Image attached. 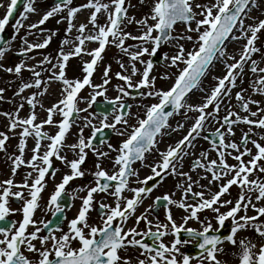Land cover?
<instances>
[{
    "label": "snow or ice",
    "instance_id": "obj_1",
    "mask_svg": "<svg viewBox=\"0 0 264 264\" xmlns=\"http://www.w3.org/2000/svg\"><path fill=\"white\" fill-rule=\"evenodd\" d=\"M37 0H24L23 12L21 18L15 21L14 31L18 35L20 29L24 27V21L29 18V13H36L35 7ZM144 0H141L143 3ZM20 0H10L7 5L6 14L0 18V43H4L5 37L2 35L5 32L6 26L10 22V18L16 12ZM126 0H88L87 3L77 7L73 6V0H59L47 10L42 18L37 22L28 26V35H34L30 30L38 29L40 25L45 24L49 18L65 13L63 19L67 20L66 32L71 33L73 28H77L78 35L76 41L78 44L72 51L65 52L63 47L60 49L59 56L56 58V65L52 67L59 68L58 74L53 71L48 80L53 79L62 81L64 87L61 91L62 99L52 107L48 108V117L42 123H35L37 114L34 109L39 103L36 97L43 96L47 93L45 86L42 91L32 94L27 99V103L32 106V114L27 118L19 116L17 112L3 113L9 118V128L15 130L17 127H22V132L19 134L20 140L18 150L19 155L12 157L13 175L16 169L27 163L37 175L33 178L29 172L24 178L23 183L17 185L14 179L9 178L0 181V221H5L7 217L14 211L23 213L22 222H19L17 227L16 222L10 225L0 226V264H132L133 257L127 255L129 248H139L140 254L137 256V264H192L195 259L196 264H222L218 259V253H223L224 248L221 246L225 241L232 245L239 244L240 264H264V245H261L257 250L256 244L250 239L237 240L236 236L240 230L252 228L261 237H264V222H259L260 217H264V205L257 206L255 201L264 200V144L257 140L251 139L252 129L242 136V143L238 144L235 141L225 142V134L219 129L215 135L219 137V144L213 142L214 147L218 151L217 159L207 161V152L200 154L201 159H198L193 165L195 168H202L211 174L209 185H201L199 180H193L192 176L180 171L183 168V158L190 153L185 149L195 147L194 141L201 135L204 130L205 122L209 118L216 119L214 114H218L221 105L225 99H231L232 89L237 86V79H243L245 64L251 60L250 70L256 73L258 70V62L252 59V54L260 52V48L256 47L258 33L264 30V20H259L258 23L246 25L247 19H253L249 13L253 7H259L257 0H208V2L200 4L195 0H153V6L149 14L137 20L134 16H128V7L125 6ZM129 7L131 5H128ZM5 7L0 3V8ZM82 9H93L87 23H80L79 26L74 23L77 14ZM104 13L107 16L105 23L100 24L98 14ZM203 17L199 19L198 17ZM152 21L153 23H149ZM136 23L141 32L139 36L133 35L131 32L125 31L127 24ZM178 23L185 25L184 33L174 35L175 26ZM195 23V27L192 24ZM89 24L92 26L89 28ZM87 32V34H86ZM196 33L193 37L189 33ZM155 33V35H154ZM240 33V35H237ZM250 33V35H249ZM245 38L247 43L243 47L239 60L234 56H228L227 45L229 42L237 41ZM16 36H12L11 40H15ZM25 47L22 49V54H27L34 49H43L48 46L52 40V34H49L43 42L29 43L27 38H22ZM138 40L140 44L135 45V51H130V47L126 46L127 40ZM98 42V47L88 51L87 54L92 56L91 61L84 62L83 72L85 75L82 79H69L66 77L65 68L67 62L72 56H80L85 51V42ZM181 41L191 42V48H186ZM73 43L70 39H64L62 44ZM152 44L151 50L144 46ZM165 44L175 47L176 51L173 55L168 53L163 54L165 67H176L179 71L175 75V80L172 86L167 89L156 88V77L150 73L154 67V61L149 59L143 60L144 54L155 57L158 50ZM113 45L122 53L130 58V72L125 67L122 61H117L123 72H117L115 75L125 82L124 85L118 87L119 93L115 100L109 101V104H115L112 112L117 113L114 116V122L107 123L108 110L99 113L103 116L102 127L98 128L92 124L89 116H84V125L80 128L77 136V142L73 144L66 143V135L73 126L76 118L81 112H87L93 104L97 102L98 96H104L107 89L104 87L110 81L109 73L111 65H107L103 73V83L96 85L91 77L96 70L98 61L103 59L102 53L106 46ZM9 45L5 44L0 47V60H3ZM34 59V57H31ZM227 59H232L233 63H227ZM136 62L145 65V68L140 72V79L133 82V77L140 71L136 67ZM216 62L226 64V74L223 77H217L218 83L212 87L210 92H207L205 102L199 105L189 103L190 94L193 90L206 91L201 87L203 78L208 74L210 69L215 66ZM45 63L51 64V60L45 57L37 65L29 68L32 71L35 79L33 82H24L17 94L23 93L25 89L33 88L41 89L45 83L41 79V72L37 71ZM181 64L183 67H180ZM2 67V65H0ZM28 68L26 62L18 63L14 68L9 67L7 72H15L19 75L23 69ZM264 73V68L259 69ZM164 79L169 77L165 75ZM227 82V83H226ZM90 86L94 91L88 97L79 96V93L85 86ZM255 91L264 94V76H260L257 82H253ZM145 89L141 91V96L155 97L157 103H152L150 106H144V118L139 117L137 113V125L129 124V117L132 115L130 111H125V102L123 96L130 95L126 89ZM103 89V91H96ZM245 90L236 93V99L241 103V107L245 112H249L250 104H258L259 101L246 98L243 95ZM3 88H0V99L3 98ZM79 96V98H78ZM105 99L107 97L105 96ZM87 103L88 108H80L79 103ZM212 106V110L208 111V106ZM43 107L42 103L40 104ZM19 109L24 107L21 103ZM171 107V111L167 110ZM131 108V105H127ZM181 109L187 111H197L200 113L195 118L190 130L182 139L175 145H170L167 151L160 153V162H154L148 167L152 174L145 177L143 181L139 179L137 182L140 187H129L130 177H139L138 171L132 166L136 161L143 162L145 154L150 153L157 144V137L164 134L163 130L171 128L169 118L175 114H179ZM264 112V109L260 110ZM58 114L62 119L54 122L53 114ZM234 116L235 119H230ZM252 117L258 116V112L252 111ZM185 118L187 114L185 112ZM227 125V134L234 135L232 125L243 122L248 125H255L259 128H264V117L258 120L249 119L247 116L241 117L235 112L229 111V115L224 118ZM218 122V121H217ZM58 124V131L54 135H49L46 131H42L44 124ZM118 124L128 125L132 131L128 134V138L116 148L111 143H107L108 149L117 152L114 159V167H118V171L109 174L104 170L100 163L96 164V171L92 174L95 186L87 188L86 197L82 198V205L77 216L71 219L68 223V231H63L60 226V235L55 234V230L49 231L47 234H42L49 225L51 220H35L34 215L40 209V200L43 199L42 192L46 187L45 177L49 174V170L53 167L52 158L55 157L62 160L69 166L71 173L65 174L62 181L55 186L53 194L50 196L48 208L53 210V214H64L68 204L62 203V198L66 192V186L76 177H83L85 172L81 170V165L84 164L87 152L85 149H91L96 152L98 157L107 158L108 152L99 151L93 145V140L97 138V133L103 131L104 128H111L117 134L123 136L128 131L127 128L122 131L117 129ZM224 125H222L223 127ZM84 127H92L93 132L87 139L83 136ZM184 125L177 123L175 129H182ZM260 139L264 140V133L258 134ZM34 136L37 138L35 147L32 149L33 155L29 161L23 158L24 150L27 146V138ZM208 139L207 136L203 137ZM9 136L0 132V150H5V143ZM47 139L50 143L44 145L46 149L41 154V140ZM101 144L105 141L101 140ZM248 143H251L257 150L252 152L248 148ZM70 149L76 152L77 158L68 160L66 155H61L63 149ZM225 149V150H220ZM227 149L234 150L236 155L233 158L237 161L236 164H228L227 157L232 156V152ZM241 149H243L241 151ZM78 150V151H77ZM244 156H250L251 159L245 162ZM207 161V162H205ZM58 171V169L56 170ZM52 177L54 178L55 172ZM183 176L186 183H178L177 188L183 190L184 199L179 201L172 199L170 195L156 197L153 205L145 209L143 213L135 219V224L138 226L141 221L146 222V229L138 230L137 226L126 227L130 216L136 213L137 208L143 203L144 199L159 186L163 179L168 176ZM159 178L157 180L156 178ZM254 177V178H250ZM227 178V179H226ZM201 179H208L207 176ZM29 180L32 182L29 183ZM101 181H104L103 183ZM149 181H153L149 184ZM115 182V183H112ZM218 183V191L212 192L211 185ZM193 185L205 190L193 191ZM236 185L241 188L238 198L235 202L232 200H222L225 194L230 195V188ZM13 188L18 189L13 191ZM125 189L133 193L131 198L123 195ZM27 191V196L25 191ZM83 191L84 189H79ZM106 193L115 198L114 206L112 204L99 202L101 210L100 221L101 225L89 223V212L93 208L95 193ZM196 199L195 204L187 203V198ZM15 197L22 200L23 204L20 209L13 210L9 206L10 198ZM75 199V196H72ZM168 205H174L183 209L188 215L182 217V224L178 225L173 218L172 211ZM232 205L227 212H220V208ZM156 206L166 207V222H157L155 231L153 230V222L148 219V216L154 211ZM249 207L253 208L258 215H247ZM211 209L216 213L215 219L219 224V228H214L211 219L205 218L200 221L199 212ZM244 215H239L240 212ZM231 218L230 234H221V229L225 227V222ZM66 219V216H65ZM189 220L200 221L203 225V230L186 228ZM29 226L33 227L31 232L28 231ZM186 233V238L181 236V233ZM213 233V234H210ZM168 234H174V240L171 245L163 242V237ZM137 237H141L137 239ZM148 238L151 243L147 242ZM196 240V247L200 249L199 256L193 257L189 254L181 252L178 245H188L190 241ZM39 241V247L35 243ZM78 243L74 247L73 244ZM25 250L33 253L38 258L32 259L25 255ZM125 253V255H121ZM143 257V258H141ZM179 257V258H178Z\"/></svg>",
    "mask_w": 264,
    "mask_h": 264
},
{
    "label": "rangeland",
    "instance_id": "obj_2",
    "mask_svg": "<svg viewBox=\"0 0 264 264\" xmlns=\"http://www.w3.org/2000/svg\"><path fill=\"white\" fill-rule=\"evenodd\" d=\"M50 0H37L35 7L37 8V12L36 13H29V18L24 21V27L20 29L19 34L17 35L14 31V25H15V21L21 18V13L23 12V8L21 9V11L19 12L17 18L15 19V21L13 22V24H8V26L6 27V30L9 32L10 34V42H9V47L8 50L5 53V56L3 58V60H0V65H2V67H0V88L4 89V92L2 94L3 98L0 99V130H3V125L5 126H9L10 124V120L8 117H6L5 115H3V113L7 112L10 114H13L15 112H17V110H19V115H22V118H27L32 114V106L29 105L27 103V99L26 98H30L32 96L33 93L38 92V91H42L43 88L46 86L47 87V93L44 94L43 96H37L36 100L39 102L36 104V107L34 109L35 113L37 114V120L35 121V123H42L44 120L47 119L48 117V111L47 109L52 107L54 104L58 103V101L60 99H62L61 96V91L64 87L62 81H58V80H48V77L52 75L53 71H55L57 74L59 72V68H53L52 65H56L57 60L56 58L59 56L60 53V49L61 47H63V49L65 50V48L68 50H73L75 48V46L78 44V41H76V39L71 38L69 35H71V33H74L75 36L78 35L77 33V28H73L71 33L66 32V28H67V20L63 19L64 15H66L65 13H61L57 16H53L51 18H49V20L47 22H45V24L40 25L38 29H31L30 31L32 33H34V35H28V26L33 24V23H37L42 16L44 15V13L49 10L50 8L47 6V2H49ZM88 0H73V6H81L85 3H87ZM196 3H206L208 2V0H195ZM0 3H3L5 5V7L0 8V18H3V16L6 13V9H7V5L10 3V0H0ZM257 3L259 4V7H253L249 13V15L253 18V19H247L245 21L246 25L248 24H253V23H258L259 20H264V0H257ZM128 5H131L130 7ZM126 6L128 7V16L132 17L134 16L137 20L141 19L142 17H144L145 15L149 14L151 11V8L153 6V0H144L143 3H141V0H126ZM93 11V9H82L81 12H79L77 14V17L74 21V23L77 25V27L79 26L80 23H87V21L89 20L90 14ZM199 19H203V17H198ZM80 19V20H79ZM79 20V21H78ZM107 20V16L104 13H100L98 14V21L100 24L105 23V21ZM149 23H153L152 21H149ZM196 25L195 23L192 24V27L194 28ZM92 26L89 24V28H91ZM139 26L136 23H131V24H127L125 27V31L127 32H131L133 35L139 36L141 34V32L138 30ZM185 31V25L182 23H178L175 26V32L174 35L177 33H184ZM52 34V40L50 41V43L48 44V46L46 48L43 49H34L32 51L29 52V56L26 59H22V60H17L13 58V55L16 52H20L22 51V49L25 47V45L23 44V39L22 38H27V40L29 41V43H37V42H43V40L49 35ZM87 34V32H86ZM190 35H192L193 37L196 36V33H189ZM16 36V39L13 41L11 40L12 36ZM155 35V33H154ZM237 35H240V33H237ZM250 35V33H249ZM70 39L73 41V43L70 44H62V41L64 39ZM126 46H132L130 47V51H135V45L140 44V41L138 40H127L126 42ZM181 43L185 44L186 48H191V42L188 41H181ZM247 43V40L245 38H241L237 41H234L232 43V45L235 47L234 48V52L231 53L232 56H234L236 58V60H239L240 58V54L243 51V47L244 45ZM264 30H262L260 33H258V39L256 40L255 44L256 47L260 48V52L254 53L252 54V59L256 60L258 62V70L256 73L251 72L250 70V65H251V60H249L247 62V64H245V68H244V73H243V79L242 81L238 78L237 79V86L235 88H233V91L231 92V96L232 93H237L240 92L242 89L245 90L243 92V95L246 98H251L252 100L255 101H259L258 104H250L249 105V112H245L244 110L241 109L240 106V102L236 99V97L227 100L225 99L224 103L221 105V109L219 111L218 114H214L216 116V119H212L209 118V120H207L205 122V127L204 130L201 132V135L199 137H197L194 141L195 147L193 148H188L185 149V151L189 152V155L184 156L183 158V168L181 169L183 172H187L189 173L193 180H199V183L201 185H209V180L211 179V174L206 172L204 169L202 168H195V170H193L191 164L193 161H197L198 159H201L200 154L202 152H207V161H211L212 159H217L218 157V151L216 149V147H214V145H212L207 139H204L203 137L206 136L207 133H213L216 132L217 129L221 130L223 132V134H225V142H229V141H235L236 143L240 144L241 140H242V136L244 133L249 132V129H252V138L253 140H257L260 143L264 144V140L260 139V133H264V128L259 129L258 127H256L255 125H248L246 123L240 122L237 124L232 125L233 131H234V135H229L227 134V125H224V117L226 115H229V111L231 112H235L237 113L239 116L244 117L247 116L249 119L252 120H258L259 118L264 117V112H261L260 110L263 109V104H264V94L255 91L254 87H253V82H257L258 85V80L260 76H264V73L260 72L259 69L260 68H264ZM146 47H148L150 50L152 48V44H147L144 45ZM97 47V44H95V42H85V51L81 53L80 56H77L75 60H72V58L70 57L69 61L67 62V66L65 68V74L66 77L69 79H81L83 76V66H84V62L89 61L90 59V55L87 54L88 51H91L92 49H95ZM176 49L173 46H170L168 44L163 45L159 50L158 53L155 57L149 56L147 53L144 54V56L142 57L143 60L147 61L149 59L152 60H157V56H160V58L162 59V61L160 63H154V67L152 72L150 73L151 76L156 77V88L157 89H164L167 90L171 87V85L174 83L175 80V75L178 73V69L176 67H165L164 66V60H163V54L164 53H168L169 55H173L175 53ZM67 53V52H66ZM31 57H34V59H32ZM48 57L51 60V64L45 63L44 65H42L40 68H37V71L41 72V79L42 81H44L45 83L42 84L41 89H36L35 87L33 88H28L25 89V91L23 93L17 94L18 90L20 88V86L24 83V82H33L34 81V75L32 73V71L29 70V68L31 66L37 65L43 58ZM26 62V64L28 65V68H25L22 70V72L17 75L15 72H7L5 69L9 68V67H15L18 63L20 62ZM77 62V66H76V70H77V75H75L74 71L73 74L71 73L70 70H74L75 66H74V62ZM117 61H122L125 64V67L129 69L130 72V58L128 55L122 53L117 47L113 46V45H108V48L106 50L105 56L103 57V59L101 61H98L96 70H95V75L93 78V83L96 85L102 84L103 83V73H104V69L107 65H111V72L109 73L110 76V81L107 85H105L104 87L107 89V91L105 92L104 96H99L98 98L103 99V100H115V97L117 95H122L121 93H119L118 91V87L121 85H124L125 82L122 81L119 77H117L115 74L117 72H123L124 70L120 68V64ZM235 61H233L232 59H227V63H233ZM218 64H221V67L223 69V71L219 74L215 73L214 75H207L204 80L202 81L201 87L206 90V91H197L194 93L196 95H198V97L195 99L196 102L193 100V105H199L205 102L204 97L206 95L207 92H210L212 87L215 86L218 83L217 77H223L226 74V64L225 63H220L218 62ZM68 66L70 67L68 69ZM136 67L140 70L134 77H133V82L138 81L141 77H140V72H142L145 68V65L139 62H136ZM180 67H183V65L181 64ZM225 67V70H224ZM250 70V71H249ZM166 73V75L169 77L168 79H164L163 77V73ZM160 73H162V79L164 81H162L160 79ZM119 83V84H118ZM227 83V82H226ZM132 89H136V88H132ZM130 89H126V91L129 92ZM142 90V89H140ZM145 92L146 90L143 89ZM94 90L88 86L87 87V91L85 90V92L82 94L83 97H88L90 93H92ZM96 91H103V89H96ZM105 96L107 97V99H105ZM195 96V95H194ZM127 99L130 100V105L131 108L129 109V111L131 112V116L129 117V124L131 125H137V113H139V117L140 118H144V112H145V107L144 106H150L152 103H156L158 102V99L155 97H148V96H140L138 98L132 99L130 98L129 95L127 96H123V101L125 102ZM23 103L24 107L22 109H19V105ZM42 103L43 107L40 106V104ZM79 107L80 108H88L87 103L81 102L79 103ZM212 110V106L209 105L208 106V111ZM255 111L258 112V116L256 117H252L251 116V112ZM185 112L187 114V119L185 118ZM80 115L82 116V118L84 116H89V119H91L92 124L95 125V127H101L102 126V116L96 114L92 107L88 108V111L85 112H81ZM116 114H113L110 118L107 119V123H112L114 122V116ZM200 115L199 112L197 111H187V109H181L179 114H175L169 124L171 125V128H166V131H163L164 134L158 138V142L155 146V148L152 150L151 154L149 155L150 157H157V162H160L161 160V156L160 155H156V153L158 152H165L167 151L168 147L170 145H175L180 139L183 138V136H185L187 134V132L190 130L191 125L194 123V120L196 117H198ZM62 117L58 114H53V120L54 122H58L60 121ZM230 119H235L234 116L230 117ZM83 120V119H82ZM81 121V120H80ZM218 121V122H217ZM182 123L184 125V127L182 129H179L177 131H172V129H175L177 126V123ZM45 125V124H44ZM222 125H224L222 127ZM83 125L81 124V122H76L73 124V126L71 127V129L69 130V133L67 135H69L70 133L73 134V138L70 137V139L74 140L75 142H77V136L78 134H74L76 133L79 129V127L81 128ZM118 127H121V129H125L127 128L128 131L125 133V135H123L124 137H127L128 134L132 131V129L130 127H128V125H123V124H118ZM138 126V125H137ZM9 128V127H8ZM58 128V124L55 125V129L50 127H44L42 128V130L49 132L51 135H53L56 132V129ZM92 127H89L88 130H92ZM22 130V128H20ZM5 130V129H4ZM121 130V131H122ZM257 130H260L259 133H256ZM172 135L173 137H171V139H167V136ZM69 139V140H70ZM30 141V144H34V139L31 138L28 139ZM15 147H18L19 144H13ZM248 148L252 149V152L255 153L257 150L255 149V147L251 144L248 143L247 145ZM25 152L23 154V158L25 161H28L29 158H26V155H31L33 152H30L27 150V147L25 148ZM44 149V147H43ZM220 150H225V149H220ZM243 149H241L242 151ZM226 151L232 152V156L227 157V163L228 164H236L237 161L233 158L234 155H236L234 150L231 149H227ZM14 156L19 155L18 153H16V149L13 150L12 153ZM243 159L245 160V162H247L248 160L251 159L250 156H244ZM205 161V162H207ZM261 163H263V161H261ZM148 169H150L148 167ZM203 176H207L208 179H201V177ZM250 178H254V177H250ZM227 179V178H226ZM136 183V180L134 179L133 181L129 182V187L130 188H134V185ZM182 183H186V179L185 177H183V182ZM201 190H205L206 189H201L196 185H193V191H201ZM211 191L214 193L216 191H218V183H213L211 185ZM230 195L229 194H225V196H223L221 199L222 200H232L233 202L236 201V199L238 198V194L241 192V188H239L238 186L233 185L230 190ZM128 194H132L131 191L128 190L127 192ZM183 195V190L181 192V194L179 195V200L184 199ZM206 195H208L207 191H206ZM127 197V195H125ZM146 205L147 206L151 205L149 203V201ZM187 202V201H186ZM189 203V202H187ZM254 203L257 204V206H262L264 205V200L262 201H255ZM232 205H227L224 207L220 208V212H227L229 210V208ZM171 208L172 211V215H174V219L177 220V223L179 224V217H177L175 215L174 212V205H170L169 206ZM178 208V207H176ZM76 210V209H75ZM179 211L183 212L184 215H187V212H185L183 209L178 208ZM202 212V211H201ZM203 212H208L207 214L211 216V222L212 223H217L215 216L216 213H214L211 209H205L203 210ZM239 215H244V212H240L238 214ZM247 215L249 216H255L258 215L257 212L249 207ZM149 218H151V214L148 216ZM200 219L201 216H199ZM162 219H164L165 221V217L163 215H161ZM135 219L133 218L131 219L129 222L132 224H135ZM201 221V220H200ZM199 221V222H200ZM202 221H204L202 219ZM230 226H231V218L226 221ZM259 222H264V217H260V221ZM89 223H93L96 224L97 220L96 217L92 220L89 221ZM146 225V223H145ZM153 227H154V223H153ZM199 228L203 229V225L199 224ZM250 239L254 244H256L257 246V250L259 249V247L261 245H264V237H261L254 229L252 228H248V229H244V230H240L237 233L236 239L239 241L241 239ZM172 243V240H169L167 242V244L170 246ZM182 246L183 245H178V247H180L181 252H182ZM224 248V252L223 253H218V259H220L222 261V264H240V247L239 244L237 245H232L230 242L225 241L223 243V245H221ZM133 264V263H132ZM196 264V261H195ZM207 264V262H206Z\"/></svg>",
    "mask_w": 264,
    "mask_h": 264
},
{
    "label": "flooded vegetation",
    "instance_id": "obj_3",
    "mask_svg": "<svg viewBox=\"0 0 264 264\" xmlns=\"http://www.w3.org/2000/svg\"><path fill=\"white\" fill-rule=\"evenodd\" d=\"M122 140H118L117 144L122 143ZM86 164H84V166L82 167L81 170H83L85 172V175L83 177H76L74 178L72 181L69 182V184L66 186V192L68 193L70 196H72V190H73V186L77 188L76 193L77 192H81L79 189L81 188V186H84L85 184L91 182L94 180L93 176L91 173H93L94 171H96V164L99 162L95 161V158H93L91 155L86 157L85 160ZM84 162V163H85ZM87 164L88 168H87ZM58 169V171H56ZM116 170V167L113 168V172ZM11 171H13V168L11 169ZM31 172L32 173V177L34 178L37 175V172H35L31 167H27L24 169V174L20 177H17L18 179H15V176H11L12 179H14V182L16 184H21L24 181V178L26 177V175ZM55 172V176L54 178L52 177V173ZM7 173L8 174V170H3L0 169V181H4L6 179V177H3L4 174ZM71 170L69 168V166H67L66 164H64V166H60L57 163L53 162V167L51 172H49V174L46 175L45 177V183H46V187L44 189V191L48 190L50 192V194L52 195L54 190H52V185L51 183H55V186L58 185L61 181L62 178L65 174H70ZM32 181L29 180V183H31ZM18 189L13 188V191H17ZM25 195L27 196V192H25ZM42 195V194H41ZM23 201L22 200H18L15 197H11L10 198V202H9V206L11 209L16 210V209H20L22 207ZM21 211H14L13 213H11L7 219L5 221H0V226L3 225H7L5 224L6 221L9 219L12 222H16L17 227L19 226V222H20V217H21ZM53 213V210H45L43 211V206H41L40 209H38V211L36 212V217H34L35 220L39 221L41 219L43 220H48L50 215ZM33 230L32 226H29L28 231L31 232ZM42 234H46L45 232ZM166 236H164L162 239L164 240ZM0 238H2V236H0ZM140 239V238H139ZM35 243L37 244V246L39 247V241H35ZM25 255L29 256L32 259H36L38 258L36 255H34L33 253H29L25 250Z\"/></svg>",
    "mask_w": 264,
    "mask_h": 264
},
{
    "label": "bare ground",
    "instance_id": "obj_4",
    "mask_svg": "<svg viewBox=\"0 0 264 264\" xmlns=\"http://www.w3.org/2000/svg\"><path fill=\"white\" fill-rule=\"evenodd\" d=\"M80 20V19H79ZM78 20V21H79ZM232 43L233 42H229L228 43V45H227V54H228V56H232L231 55V53H233L234 52V46L232 45ZM224 70H225V67H224ZM223 71V69H222V67H221V64H218V62H216L215 63V66L214 67H212L211 69H210V71L208 72V74L207 75H214L215 73H217V74H219V73H221ZM232 91H233V89H232ZM195 95V96H194ZM198 97V95H196V94H192V96H190V99H189V103H191V104H193V100L196 102V98ZM232 98H234V97H236V94L235 93H232V96H231ZM197 103V102H196Z\"/></svg>",
    "mask_w": 264,
    "mask_h": 264
},
{
    "label": "water",
    "instance_id": "obj_5",
    "mask_svg": "<svg viewBox=\"0 0 264 264\" xmlns=\"http://www.w3.org/2000/svg\"><path fill=\"white\" fill-rule=\"evenodd\" d=\"M23 2V0H21L20 4ZM56 2H59V0H56ZM20 4L18 5L17 9L20 7ZM17 11V10H16ZM4 36V35H3ZM5 37V36H4ZM6 38H5V41L4 43L6 42ZM4 43H0V46H2Z\"/></svg>",
    "mask_w": 264,
    "mask_h": 264
}]
</instances>
